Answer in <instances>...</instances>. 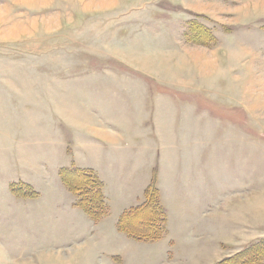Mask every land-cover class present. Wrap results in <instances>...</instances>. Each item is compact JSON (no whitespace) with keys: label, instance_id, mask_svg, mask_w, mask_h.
<instances>
[{"label":"rangeland","instance_id":"374dc122","mask_svg":"<svg viewBox=\"0 0 264 264\" xmlns=\"http://www.w3.org/2000/svg\"><path fill=\"white\" fill-rule=\"evenodd\" d=\"M191 21L216 41H188ZM139 124L159 129L145 148ZM154 151L176 162L163 197L150 182L167 221L137 240L118 220ZM73 168L108 183L98 221ZM261 241L264 0H0V264H217Z\"/></svg>","mask_w":264,"mask_h":264},{"label":"trees","instance_id":"16d2710c","mask_svg":"<svg viewBox=\"0 0 264 264\" xmlns=\"http://www.w3.org/2000/svg\"><path fill=\"white\" fill-rule=\"evenodd\" d=\"M185 33L188 41L198 45H211L216 37L208 26L193 22ZM64 183L76 196L77 205L86 211L88 216L98 221L109 208L101 178L91 169L73 168L64 172ZM153 183L146 189V200L141 204L124 211L118 220V228L138 240L154 241L164 234L167 221L165 209L158 206L157 192ZM149 224L144 229L140 221ZM217 264H264V241L254 243L235 256L224 258Z\"/></svg>","mask_w":264,"mask_h":264},{"label":"crops","instance_id":"0c3cea01","mask_svg":"<svg viewBox=\"0 0 264 264\" xmlns=\"http://www.w3.org/2000/svg\"><path fill=\"white\" fill-rule=\"evenodd\" d=\"M203 1H207V0H203ZM216 2H218V0H216ZM205 6H208V4L207 3H205V4H202L200 7H201V9L204 11V12H206V13H208L209 11V8L208 7H205ZM194 9H195V11H196V7H194ZM180 33L184 36V34L182 33V31H180ZM210 50V49H209ZM150 84H153L154 85V88L156 89V86H158L159 88H160V86L157 84V82H154V83H147V84H145V88L146 87H148ZM172 85V83H170V82H163V86L162 87H168V86H171ZM105 118H107V117H105ZM125 119V118H124ZM140 126H136V127H133L132 126V129H133V133L132 134H127V131H125V127H124V129H123V131H124V133H125V135H129V139H131V140H134L135 142H136V144H137V146H139V147H141V148H145V147H143L142 146V143H141V139L140 138H143V136L144 135H146V134H150L151 133V130L153 129V130H155V131H157V130H159V129H156V128H147V127H145L144 125H142V124H139ZM106 129L107 131H100L99 129ZM95 130H96V134L99 136V137H101V138H103V139H105L106 141H107V143L108 144H110V145H112V146H117V145H119L120 144V142H119V140H118V133L117 132H113L112 130H110V129H108V128H105V127H101V126H95ZM107 134H106V133ZM110 133H112V134H110ZM124 139V138H123ZM122 142H123V144L125 145V143H124V141L122 140ZM126 146V145H125ZM147 149V148H146ZM154 155H155V157H156V165L154 166V168H153V170L154 169H156L157 168V171L153 174V177H140L141 179H143L144 181H141L140 180V182L138 183V184H136V185H139V187H138V190H133L132 191V193L126 198V200H129V201H127L128 203H131V202H133L135 199H137V201L139 202L140 200H141V198H143L144 199V197H145V191H146V188H147V186L150 184V182H151V180L153 179V178H156L157 179V182L159 181V184H160V187H159V192H160V196L161 197H163L162 196V192H161V189L160 188H162V187H169L172 183H171V178L173 177L172 176V173H173V167H174V164L176 163H174L173 165L172 164H165V163H163V164H160V152L159 151H154ZM165 169H167V170H165ZM95 170V169H94ZM93 170V171H94ZM96 171V170H95ZM94 171V172H95ZM97 173H98V176L99 177H101V180H102V182H103V184H104V188H103V190H104V194H105V197H106V200H107V198L109 197V192H108V183L103 179V177L99 174V172L98 171H96ZM142 202H144V201H142ZM141 202V203H142ZM107 203H108V200H107ZM141 203H139V204H141ZM139 204H137V205H139ZM137 205H134V206H137ZM108 206H109V204H108ZM134 206H131V207H129V208H127V209H124L123 211H122V213L124 212V211H126V210H129L130 208H132V207H134ZM104 217V216H103ZM127 234V233H126ZM128 235V234H127ZM129 237H131L130 235H128ZM163 237V236H162ZM138 240V239H137Z\"/></svg>","mask_w":264,"mask_h":264}]
</instances>
